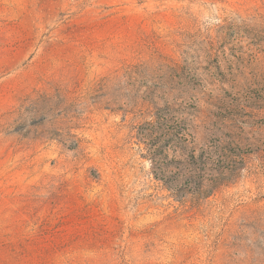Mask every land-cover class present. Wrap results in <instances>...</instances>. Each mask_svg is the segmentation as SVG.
Masks as SVG:
<instances>
[{
  "label": "rangeland",
  "instance_id": "obj_1",
  "mask_svg": "<svg viewBox=\"0 0 264 264\" xmlns=\"http://www.w3.org/2000/svg\"><path fill=\"white\" fill-rule=\"evenodd\" d=\"M0 264H264V0H0Z\"/></svg>",
  "mask_w": 264,
  "mask_h": 264
},
{
  "label": "trees",
  "instance_id": "obj_2",
  "mask_svg": "<svg viewBox=\"0 0 264 264\" xmlns=\"http://www.w3.org/2000/svg\"><path fill=\"white\" fill-rule=\"evenodd\" d=\"M155 127H151V130L149 129V131H147V133H140L144 138L146 139H150L151 140V145L154 147H159L157 150L153 149V153H151L154 157H153V163L155 165V168L157 170L158 173H156V176L162 180L168 181V183L173 182V184H176V186H180L179 185V180L181 177H186V178H190L191 180H198L200 181V184H202L201 187V193L200 194H207L209 191L208 190V185H204V182H206L205 178L207 176L206 173V169L208 167V162L210 161V157H205L204 154H196L195 152H191L189 155H187L184 159H182L181 161H185L187 163V166L185 168H181L179 170V173L176 174V178L173 179L172 181V177L169 175V167L171 166L172 163H174L175 160H167L164 161L163 159H157L158 155H163V149L167 147V145H165V142H157L156 139L154 138L153 133L155 132ZM176 133H181V131L179 130L178 127L170 129L169 130V134H176ZM160 139V138H159ZM158 139V140H159ZM156 143V144H155ZM160 144V145H158ZM178 148V147H176ZM183 151V150H182ZM166 159H168L167 157H165ZM180 161V162H181ZM208 178V177H207ZM209 179V178H208ZM207 182H217L216 179L215 181L212 179H209ZM178 192H182L183 187L181 186V189H176Z\"/></svg>",
  "mask_w": 264,
  "mask_h": 264
}]
</instances>
